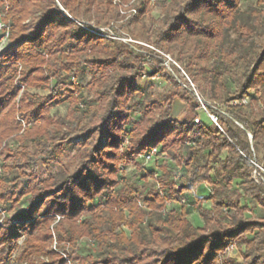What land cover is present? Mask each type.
<instances>
[{
    "label": "trees",
    "instance_id": "trees-1",
    "mask_svg": "<svg viewBox=\"0 0 264 264\" xmlns=\"http://www.w3.org/2000/svg\"><path fill=\"white\" fill-rule=\"evenodd\" d=\"M239 4L240 0H169L170 11L159 20L152 40L156 48L177 51L196 89L212 100H240L250 88L259 87L248 104L238 102L224 112L206 104L220 130L213 123L194 121L199 105L194 90L166 71L158 52L115 38L119 32L109 21L118 18L119 9L113 0H0V13L10 29V43L0 52V140L17 130V115L27 123L40 121L23 131L20 145L11 152L18 159L11 162L18 169L15 181L22 184L16 192L5 188L13 168L2 166L0 199L16 201L17 191L30 197L25 209L6 226L0 225V264L22 233L29 234V250H43L51 235L47 225L55 215L61 216L55 225L60 241L73 244L83 235L96 239L98 254L76 255L78 264H235L223 256L231 243L240 247L243 264H264V215L245 216L249 207L230 194L250 198L264 210V185L252 178L256 151L264 150V41L242 49V69L233 92L222 93L215 86L224 75L237 73L238 58L231 55L226 36L238 30L241 21L248 25ZM103 26L114 37L98 29ZM17 63L23 70L15 82ZM83 68L91 74L86 84L90 98L80 104L85 108L73 107L64 118L50 117L54 102L62 96L74 99L75 91L82 90L79 82L68 83L66 77ZM143 73H159L180 87L183 94L174 95L191 113L174 117L172 95L163 100L135 98L141 92L136 80ZM17 83L33 90L25 89L16 100ZM132 112L139 116L133 118ZM125 134L130 143L124 146ZM77 137L81 139L73 141ZM29 142L41 149L50 165L66 148L81 151L80 161L75 171L63 168L40 178L32 167L37 158L29 152ZM156 145L158 171L146 170L142 177L151 176L157 186L144 190L118 166L134 162L139 174L143 166L136 156ZM203 183L210 194L199 198L201 225L187 217L190 202L181 205L179 215L162 212L179 195H195ZM205 199L210 207L201 206ZM54 261L63 264L60 257Z\"/></svg>",
    "mask_w": 264,
    "mask_h": 264
},
{
    "label": "rangeland",
    "instance_id": "rangeland-1",
    "mask_svg": "<svg viewBox=\"0 0 264 264\" xmlns=\"http://www.w3.org/2000/svg\"><path fill=\"white\" fill-rule=\"evenodd\" d=\"M113 3L116 4L119 9L118 18L109 21L110 24H112L113 27L119 32L120 36H117L115 38L123 42H131L149 49H154L164 58V65L166 66V71L168 73L173 74L174 76H178L180 79L189 82L190 86L194 90V94L195 92H197L201 100L200 101L197 98L199 105L195 110V117H199V122L203 120L208 124L213 123L214 125H216L210 120L206 110L202 108L201 102H203L205 106L206 104H209L217 108L220 112H224L227 108L226 106L240 102L241 99L237 100L234 98H230L224 102H219L210 99L207 93H202L198 91V89H196V83L190 77L189 72L184 68L182 61L178 59L177 51L166 52L159 48H156L153 45L152 40L155 39L157 33L156 29L160 22L159 20L164 17L166 10L170 11L169 0H143V2L141 0H113ZM239 6L240 10L246 11L248 25L241 21V23H238V26L240 27L238 30L240 31L234 28L227 33L226 38H228V40H231L227 41V43H229L227 47L232 52L231 55L234 56L233 58H238V61H236L238 62V65L234 67L235 73L237 72L236 75H224V79L216 82V88H218V90H220L222 93H225L226 90H228L229 92H233L235 89V85L238 83L237 74L239 75L242 69V61L239 59V55L242 52V49L248 46L252 48L253 44L258 43L257 45H259L264 41V0H240ZM139 8H143L144 11L138 13ZM0 16L5 21V23L9 25V22L4 19L3 13H0ZM135 17L137 18L136 20L134 19ZM130 19L134 20L131 21ZM98 29H101L103 32H107L105 33V35L114 37L107 26L99 27ZM259 31L263 33L259 35ZM99 34L104 35L103 33ZM9 43L10 33L9 38L7 40H0V52L4 50ZM257 48L258 46H256V50ZM184 50L185 48L183 49V51ZM22 70L23 65L17 63V74L15 77V82H17V79L20 76V72ZM181 75H183L182 78L180 77ZM72 76L75 78V81L79 82V84L82 86V90L75 91L73 97L74 99H69L66 96H62L58 102H54L49 110L50 117L52 116L56 118L58 116L60 118H64L68 114L69 110L73 107L78 108L80 110H83L85 108V106L82 107V105L80 104H84L88 100V98H90V95L88 93L89 87L86 84L89 82L91 74L88 72L87 68H83L82 70L80 69L77 75H71L69 77H66L68 83H71V81L73 82ZM53 82L54 80H51V84H53ZM17 84L20 85V91L16 100L19 98V96L25 89L33 90V88L28 87L24 84ZM136 84L139 86L141 92L138 93L135 98H141L143 100L157 98L159 100H163L165 97L172 95V115L174 117L182 118L191 113L188 108L189 105L183 102L179 98V96L174 95L176 93L183 94L181 88L175 86L168 80H164L159 75V73H156V75L153 77H148L146 74L143 73L140 77L137 78ZM62 88L65 87L62 86ZM258 90V86L256 88L252 87L249 89L248 95H244L242 97L246 100L245 104L249 103L248 100H253L258 96ZM40 91L43 93L47 92L45 89H40ZM252 104H256V102L253 101ZM138 116L139 115L136 112H132L133 118H137ZM16 121L18 127L17 130L12 132L11 135H8L0 140V183L2 181L1 172L3 164H10L9 167L13 169L5 179V188L10 190L11 192L15 189L19 190L21 188L20 186L22 185L20 182L15 181L16 177H18V169L16 167H12L13 165L11 162L18 159H15L13 155H11V152H13L20 145L19 138L22 136L23 131L26 128L40 122L36 121L33 123H27L26 120H24L20 115H17ZM127 129L128 127H126L125 132L128 133ZM80 139V137H77L73 139V141H77ZM129 143L130 140L128 134H125L123 145H129ZM28 150L37 158L36 163L34 162L32 167L35 169L40 178H45L48 177L50 174L60 172L63 170V168H67L70 171H75L76 166L81 158V151L77 149L66 148V150H64V153L60 155L59 161L50 165V163L46 161V155L41 154V149L34 146L32 142L28 143ZM256 155L258 158L257 163L264 169V150L262 148L258 149L256 151ZM136 160H138V164L140 166H143V169L139 171V174L135 168L134 162L119 164V172H122L127 179L141 184L144 190L151 188L154 185L157 186V183L151 176L146 179H143L142 176L146 170H156V164H158L160 159L157 158L150 162H144L136 156ZM156 171H158V169ZM177 174L179 175V172ZM233 188H235V186ZM15 192L13 193V196L15 197L16 201H8V203H5L0 199L1 226H6V221H8V219H10L15 213H18L25 209L27 206V202L30 196H23L18 193L19 191H17V193ZM209 194V185L207 183H204L203 186L195 192V195L189 196V198L185 202V205L188 204L187 202H190L187 205L190 208V212L187 215L190 220L194 222L199 220L200 215L199 209L197 208V206L200 204L199 198L201 196L207 197ZM230 194L231 197L238 199L241 205H246L247 207H249L251 212H245L246 216H249L251 213H254L256 215H263V208L257 206L254 201L250 200V198H245L243 196L239 197L238 194L234 191H231ZM182 196L183 195H179L177 199L169 201L167 203L166 209L162 210V212L166 210H173L175 214L179 215L181 211V205L183 204V202H181ZM139 204H142V202H140ZM201 204V206L210 207L211 201L209 199H205L201 202ZM106 206L108 205H102V207L104 208H106ZM114 209H116V207H114ZM125 214H128L126 210ZM60 217V215H55L53 216V219L50 221V223H48L46 231H49L51 234L50 241L49 244H47L43 248V250H29V234L22 233L18 238L12 241V249L2 264H52V262L54 260H57V258L59 257L62 258L63 264H78V261L75 258L76 255L90 254L96 256L98 252L96 239L94 237H91L89 235H83L73 244L67 240H59L55 225H57ZM78 221H80V218ZM120 229L126 230V226L121 225ZM231 252H235L234 254L239 255L240 247L234 244V247L232 249L223 252V256L230 258L229 254ZM241 264H243V262H241Z\"/></svg>",
    "mask_w": 264,
    "mask_h": 264
},
{
    "label": "built area",
    "instance_id": "built-area-1",
    "mask_svg": "<svg viewBox=\"0 0 264 264\" xmlns=\"http://www.w3.org/2000/svg\"><path fill=\"white\" fill-rule=\"evenodd\" d=\"M9 32H10L9 25L7 23H5V21L0 16V40H2V41L7 40L9 38ZM72 79H73L74 83H77L73 76H72ZM195 95L200 100L197 92H195ZM245 102H246L245 98H241L239 103H245ZM201 106L204 110H206L210 120L212 122H214L218 126V128L222 129L220 124L218 123L217 116L214 113L209 112L203 102H201ZM194 121L199 122V117L198 116L194 117ZM158 150H159V146H157V145L152 146V147L146 149L143 153L139 154L137 157L144 162H150V161H153L156 159ZM253 162L255 164V168L252 171V178H253L254 182H256L257 184H263L264 185V169L256 161H253ZM189 193L194 194L193 191H190ZM187 199H188L187 196L183 195L181 197V202L185 203L187 201ZM233 247H234V244H229L226 247L225 251L230 250Z\"/></svg>",
    "mask_w": 264,
    "mask_h": 264
},
{
    "label": "crops",
    "instance_id": "crops-1",
    "mask_svg": "<svg viewBox=\"0 0 264 264\" xmlns=\"http://www.w3.org/2000/svg\"><path fill=\"white\" fill-rule=\"evenodd\" d=\"M222 128V127H221ZM220 129V128H219ZM220 130H223V129H220ZM204 184V183H203ZM203 184H201V185H198L197 186V188H196V191L199 189V188H201L202 186H203ZM251 200V199H250ZM206 207H208V206H206ZM264 211V210H263ZM245 212H248V213H250L251 211H250V209L249 210H247V211H244L243 212V214L245 215ZM254 214V213H253ZM256 215V214H255ZM263 215H264V212H263ZM246 216V215H245ZM256 216H262V215H256ZM192 223H194V224H196V225H201L202 223H203V220H202V218L199 216V220L198 221H196V222H194V221H192V220H190ZM232 244V243H231ZM226 249V248H225ZM225 251V250H224ZM235 252H231L230 254H229V256H230V258H233L234 260H235V264H239V262L241 261V262H243V259H242V256H241V254L239 253V255H237V254H234ZM241 262H240V264H241Z\"/></svg>",
    "mask_w": 264,
    "mask_h": 264
}]
</instances>
